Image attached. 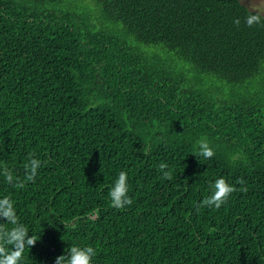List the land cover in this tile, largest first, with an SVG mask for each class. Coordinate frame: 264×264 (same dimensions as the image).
<instances>
[{
	"label": "trees",
	"instance_id": "obj_1",
	"mask_svg": "<svg viewBox=\"0 0 264 264\" xmlns=\"http://www.w3.org/2000/svg\"><path fill=\"white\" fill-rule=\"evenodd\" d=\"M248 14L239 0H0V198L37 240L23 264L72 245L92 264H264V16ZM221 177L237 191L200 207Z\"/></svg>",
	"mask_w": 264,
	"mask_h": 264
},
{
	"label": "clouds",
	"instance_id": "obj_2",
	"mask_svg": "<svg viewBox=\"0 0 264 264\" xmlns=\"http://www.w3.org/2000/svg\"><path fill=\"white\" fill-rule=\"evenodd\" d=\"M245 22L248 27L261 24V16L248 14ZM239 23V19H234V24L238 26ZM199 149V155L206 159L212 158L215 154L206 140L199 141ZM40 166L41 162L34 158V154L29 153L27 162L24 164L25 181H34ZM166 169H168V165L163 162L160 163L159 170L163 174L162 178L171 179V172L166 171ZM2 174L6 181L14 187L23 188L25 186V182L15 178L8 169H4ZM127 181V173L120 171L109 191L111 204L114 208L123 209L133 203L132 198L127 195L129 190ZM237 183L244 185L246 182L240 178ZM211 187L213 189L212 194L201 202L200 207L215 206L216 209H219L227 202L228 197L237 191L235 186L229 185L223 177L217 179ZM241 191L246 192L247 189L242 187ZM0 220L3 221L0 222V264H23L25 247H33L37 240L35 236L29 235L28 228L20 222L10 195L0 198ZM9 224L12 227L9 228ZM66 249L63 254L55 258L54 264H92V258L96 255V250L92 246L72 245Z\"/></svg>",
	"mask_w": 264,
	"mask_h": 264
},
{
	"label": "rangeland",
	"instance_id": "obj_3",
	"mask_svg": "<svg viewBox=\"0 0 264 264\" xmlns=\"http://www.w3.org/2000/svg\"><path fill=\"white\" fill-rule=\"evenodd\" d=\"M250 11H256L264 16V0H239Z\"/></svg>",
	"mask_w": 264,
	"mask_h": 264
}]
</instances>
